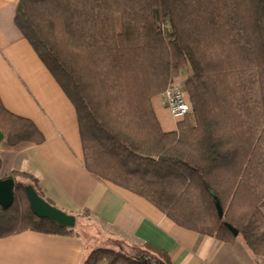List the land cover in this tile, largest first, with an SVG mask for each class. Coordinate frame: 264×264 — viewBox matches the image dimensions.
I'll return each instance as SVG.
<instances>
[{
    "label": "trees",
    "instance_id": "obj_1",
    "mask_svg": "<svg viewBox=\"0 0 264 264\" xmlns=\"http://www.w3.org/2000/svg\"><path fill=\"white\" fill-rule=\"evenodd\" d=\"M15 22L74 105L93 177L264 258V0H20ZM177 78L193 110L164 132L153 99ZM0 132L11 147L45 141L1 99ZM10 178L0 239L75 234L32 212L28 185L50 203L34 175ZM139 250L97 248L82 264H172L150 244Z\"/></svg>",
    "mask_w": 264,
    "mask_h": 264
},
{
    "label": "crops",
    "instance_id": "obj_2",
    "mask_svg": "<svg viewBox=\"0 0 264 264\" xmlns=\"http://www.w3.org/2000/svg\"><path fill=\"white\" fill-rule=\"evenodd\" d=\"M19 1L0 0V99L8 111L31 120L45 141L15 147L3 141L1 178L30 173L53 206L77 220L87 211L91 228L113 230L107 240L116 246L100 248L125 253V247L150 244L166 252L172 264H264L240 240L226 243L182 228L146 199L86 170L76 109L18 29ZM162 100L156 108L153 102L155 113L164 132H174L178 122ZM95 242L76 231L70 236L27 231L0 239V264H82Z\"/></svg>",
    "mask_w": 264,
    "mask_h": 264
},
{
    "label": "water",
    "instance_id": "obj_3",
    "mask_svg": "<svg viewBox=\"0 0 264 264\" xmlns=\"http://www.w3.org/2000/svg\"><path fill=\"white\" fill-rule=\"evenodd\" d=\"M4 141V136L0 132V145ZM1 167V163H0ZM15 181L12 178H1L0 176V206L8 209L12 206L14 200ZM27 196L30 202L32 212L41 219H48L62 227L74 229L77 224V218L74 215L67 214L66 212L56 208L42 198L34 189L33 186L26 187ZM217 209L220 217H223V211L220 202L217 201ZM228 228L234 233L235 236L239 235V231L228 225Z\"/></svg>",
    "mask_w": 264,
    "mask_h": 264
},
{
    "label": "rangeland",
    "instance_id": "obj_4",
    "mask_svg": "<svg viewBox=\"0 0 264 264\" xmlns=\"http://www.w3.org/2000/svg\"><path fill=\"white\" fill-rule=\"evenodd\" d=\"M182 82V79H179V78H177V79H174L171 83H170V85L171 84H173V83H175V84H181V82ZM181 86H182V84H181ZM163 95V94H162ZM162 95L161 96H159V97H156V98H154L153 99V102H154V107L156 108V106H155V103L157 102V101H159L160 99H162L161 97H162ZM190 99V98H189ZM161 104L163 105V100L161 101ZM163 107L165 108V106L163 105ZM165 110L169 113V111L167 110V108H165ZM170 115V114H169ZM173 119V118H172ZM174 120V119H173ZM175 121V120H174ZM28 186H31V185H28ZM85 215H87L86 213L84 214V213H82V216L80 217V218H78V220H77V225H76V227L74 228V230L77 232V233H79L80 235H82L83 237H85V238H88V239H90V241H92V240H95L96 242H95V245H93L92 243H91V245H93L95 248L97 247V248H100V246L101 245H103V246H116V244L114 245V243L113 242H111V241H109V240H107L108 238H107V236H110V237H112L113 235V230L111 229H109V228H103L102 229V233L100 232L99 233V231L97 230V229H95V228H91L90 226H89V220L88 219H86L85 218ZM84 216V217H83ZM100 230V229H99ZM102 234L104 235V236H102ZM106 236V237H105ZM94 247H93V249H94ZM125 246H123V248H124ZM135 248H137V246L135 247ZM135 248H127V247H125L124 248V250H125V254H127V255H130V256H132V257H140L141 256V254H142V252H140V250H138V249H135ZM93 249H91V250H93Z\"/></svg>",
    "mask_w": 264,
    "mask_h": 264
},
{
    "label": "built area",
    "instance_id": "obj_5",
    "mask_svg": "<svg viewBox=\"0 0 264 264\" xmlns=\"http://www.w3.org/2000/svg\"><path fill=\"white\" fill-rule=\"evenodd\" d=\"M162 98L165 108H167L170 116L175 121L178 122L192 113L193 108L191 101L181 84L173 83L169 85L164 91Z\"/></svg>",
    "mask_w": 264,
    "mask_h": 264
}]
</instances>
